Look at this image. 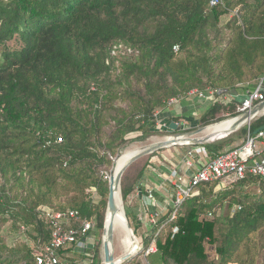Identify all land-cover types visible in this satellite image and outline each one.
Listing matches in <instances>:
<instances>
[{
	"label": "trees",
	"instance_id": "1",
	"mask_svg": "<svg viewBox=\"0 0 264 264\" xmlns=\"http://www.w3.org/2000/svg\"><path fill=\"white\" fill-rule=\"evenodd\" d=\"M210 1L0 0V264H37L35 251L51 241L44 208L76 211L95 224L88 237L99 235L85 248L60 250L59 264H103L110 172L130 137L159 129L172 98L257 89L264 0L213 8ZM240 101L211 105L199 123L221 122L222 111L237 117ZM261 128L264 116L242 134ZM233 143L201 147L213 160L241 145ZM155 155L134 177L123 176L125 204L154 170ZM220 182L200 185L166 234L157 235L173 210L159 219L151 234L161 264H264V179ZM222 208L227 215L213 217ZM139 214L131 227L146 250L152 235L144 238Z\"/></svg>",
	"mask_w": 264,
	"mask_h": 264
},
{
	"label": "built area",
	"instance_id": "2",
	"mask_svg": "<svg viewBox=\"0 0 264 264\" xmlns=\"http://www.w3.org/2000/svg\"><path fill=\"white\" fill-rule=\"evenodd\" d=\"M223 5V0H211L209 7H218ZM239 96L232 93H221L215 90H208L205 93L193 91L188 95L187 99L172 98L168 102V107L177 106L182 100L191 99V101H205L211 104L221 103L227 104L235 101ZM264 102V80H261L257 89L253 93L243 96L239 104L241 113L251 109L256 104ZM159 126L163 125L160 117H158ZM177 126H181L178 122H174ZM181 127H185L182 125ZM169 129V127H165ZM264 130L252 134L250 131L246 135L242 144L231 151L225 152L213 160H207L205 150L199 146L196 149L188 150L183 154L181 163L163 172L160 170V185L146 186V198L150 203L155 204L156 193L166 188L173 190L167 205V212L162 214L156 212L150 214L147 206L141 215V223L143 219H147L151 226L150 231L144 227V238L152 235L149 247L144 250L145 257L153 255L157 252L156 238L153 237L151 231L157 226L161 217L165 216L169 209L173 210L168 223L163 224L157 235L166 234L169 222L176 217L180 207L188 201L194 194L196 189L205 183L215 181L228 180L229 184L236 183L244 179L247 175L260 177L264 179ZM108 177H106L107 179ZM137 195H141V191ZM43 215L49 230L51 232V241L41 252L36 254L37 264H59V251L77 243L79 248H85L91 243L90 233L95 230V224L92 220H86L80 217L76 211L56 212L50 209H42ZM211 216V214H210ZM144 217V218H143ZM178 228H172V234L178 233ZM83 239L84 243L80 242ZM140 243V241H139ZM141 247V245H140ZM207 251L210 259L216 258V250L212 245H207ZM92 264V262L90 263Z\"/></svg>",
	"mask_w": 264,
	"mask_h": 264
},
{
	"label": "rangeland",
	"instance_id": "3",
	"mask_svg": "<svg viewBox=\"0 0 264 264\" xmlns=\"http://www.w3.org/2000/svg\"><path fill=\"white\" fill-rule=\"evenodd\" d=\"M228 19H229L228 17H225L224 18V21L226 22ZM208 104L210 106L212 105L211 102L208 103ZM208 109L209 108L207 107V110ZM204 110H206V108ZM226 114H227L226 112L222 111V112H220L217 115V118L218 119H222L221 122L231 119L228 116V114L227 115ZM198 115H199V113H198ZM193 118H195L194 119L195 120V123H193V124H190L189 123L188 126H186V127L179 126L178 127V131H176V132H170L169 129H166L165 128L166 126L165 127L159 126V129L155 130L152 134H150L145 139H141L140 140L139 138H137L138 135H132L130 137L129 143L123 148V150L118 155H120V154H122V153H124V152H126L128 150H134V149H137V148L140 149L142 147L148 146V145H150L152 143H155V142H158L160 140L161 141L162 140H165L166 138L172 137L176 133L194 132V131H197V130H199L201 128L209 127V126H212V125L221 123V122H215L214 121L213 124H210L208 126H203V125H201L199 123V120L201 118L200 115L198 117H193ZM178 121H180V120L178 119ZM245 127H243V128H245ZM242 129H240L239 131H237V132H235L233 134H230L229 136H227V137H225V138H223L221 140H217L215 142H220V141L227 140V139H233V142H234L233 143V146L234 147L237 146V145H240V144H242V142L245 139L244 134H242ZM196 137H199V136L197 135ZM200 146H202V145H200ZM198 147L199 146H175V147H172V148L160 150L159 152L154 153L156 155H155V157L151 161V162H153L155 164V165L153 164V168L154 169L156 168V170H158L160 172V168H164V166L160 165V163L161 164H166L167 161H173V160L177 162V158H178V161H180V158L178 157V154L181 155V158H182V155L185 152H187L188 150H191L192 148L193 149H196ZM147 157L148 156H146V157H144V158L136 161L135 163H133L127 169V171L125 172V174H127L129 176V178H132L135 175H137V173L143 168L144 164L146 163V161H147L146 158ZM114 166H115V163L113 164V167H112L111 171L114 169ZM156 170H153L152 169L151 171H148L147 170L145 172V174H146L145 175L146 176L145 177L146 180L144 182L142 181V184L140 185V188H137L132 193V195L130 196L129 201L127 202V204H125L124 201H123V199H122L125 212L127 211L128 221H129L130 225L133 226V227L135 226V224L137 225V223H139L137 221V215H136L137 212H139V213L141 212V215H142L143 214V210L142 209H143V206L145 205V203L143 204V200H142L143 197H141L142 194H141V196H139V195H137L138 192H140V191H141V193L144 192V196H145V194H146V186L151 185L149 181H151L154 184L153 186H156V187H158L160 185V183H161L158 175H156L158 173ZM110 174H111V172H110ZM147 180H149V181H147ZM229 183H230V181H228V180H222L220 182V185H221L222 188H224L225 186L229 185ZM170 190H171V192H173L172 189H170ZM167 205H168V202H167ZM126 206H127V210H126ZM227 213H228V210L226 208L225 209L224 208L218 209L216 211V214L213 215V217L214 216H222V215L225 216V215H227ZM141 215L139 214V216H138V219H139L140 223H141ZM141 224L143 226H147L146 229L148 231H150L151 226L149 225V222H148L147 219H143V222ZM94 232H96V231H94ZM101 237L100 238L102 239V244H103V234H102ZM98 238H99V235L98 234L92 235L91 236V243H95L96 241H98ZM128 240L127 239H125V240L122 239L120 241H117L116 240L114 242V252H113L114 260H118L119 258H121L122 256H124L125 254H127L129 252L131 245H130V243H129ZM140 245H141L140 248L142 249V242H140ZM101 249H102V254L101 255L103 256V247ZM38 252L39 251H35V254H38ZM142 252L138 253L133 258H137L142 264H146V261H149L151 264H161V261H160L158 255H152L149 258H145V255H142Z\"/></svg>",
	"mask_w": 264,
	"mask_h": 264
},
{
	"label": "water",
	"instance_id": "4",
	"mask_svg": "<svg viewBox=\"0 0 264 264\" xmlns=\"http://www.w3.org/2000/svg\"><path fill=\"white\" fill-rule=\"evenodd\" d=\"M262 116H264V102L256 104L254 107L241 113L237 117L231 118V119L237 120V122L233 126L232 133L230 134H233L239 131L245 126L250 128L252 122L261 118ZM168 127L171 131H178V126L174 122L170 123ZM206 128L207 127H204L194 132L176 133L175 135L172 136V139L170 140L155 142L148 146L140 148L139 151H137L133 156H131V158L126 162V164L117 173H115V166H114V169L111 171L110 178H109V184H110L109 185V198H108V204H107L105 225H104V230H103L104 264H124L130 259H132L133 257H135L138 253L143 251L141 248H139L138 251H134L132 254L125 255V256H122L118 260H114L112 252L110 251L107 244L104 242V239L106 236H108L107 238H109V240L113 239L114 225L112 222H110V220L115 216V214L118 211L114 195H115L116 190H119L121 193V183H122L123 176L125 172L127 171V169L136 161L146 156L152 155L156 152H159L160 150H163V149H168V148H172L175 146H200V145L214 143L215 141L209 142L208 139L206 138L196 137L201 132H203ZM261 130H264V128H261L259 131ZM259 131H257L256 133H258ZM181 138L184 140H180ZM119 156L120 155H117L115 160ZM115 160H114V163H115ZM121 198H122V194H121ZM122 204H123V201H122ZM123 209H124V206H123ZM123 219L126 223L128 237L130 241L135 242L136 246H138L137 237L135 236L134 231L128 221L125 209H124ZM108 221H109V224H108Z\"/></svg>",
	"mask_w": 264,
	"mask_h": 264
},
{
	"label": "crops",
	"instance_id": "5",
	"mask_svg": "<svg viewBox=\"0 0 264 264\" xmlns=\"http://www.w3.org/2000/svg\"><path fill=\"white\" fill-rule=\"evenodd\" d=\"M239 98L243 99V96H239ZM206 103L208 104L209 102L199 101V100L191 101V99L182 100L179 105L170 106L164 113H161L160 120L163 125L165 124L166 127H168L169 124L172 122H178L181 126L184 125L186 127L188 126L189 123L190 124L195 123V120H194L195 118L193 117H198L199 115L202 116L204 113H206L207 107L208 108L210 107V105L209 104L207 105ZM205 108L206 110H204ZM174 118L176 119L174 120ZM178 119L180 121H178ZM263 155H264V148H263ZM178 157L180 158V161H178V158H177V162L173 160V161H167L166 164L160 163V165L164 166V168H160V170H163V172H165L166 170L172 168L173 166L180 164L181 159L183 158V155L181 158V155L178 154ZM154 170H156V168ZM156 171L158 172V170ZM156 175H158L159 177V172ZM149 182L151 185H154L151 181ZM170 194H171L170 188H166L163 191H159L156 194L157 202L155 204L148 202L146 196H144L143 194L142 196L141 195L139 196L143 197L142 198L143 204L145 203L150 214H154L156 212L158 213L161 212L162 214H165L167 212V201H169L170 199V196H171ZM145 205L143 206L142 210L145 209L144 208ZM140 215H141V212H140Z\"/></svg>",
	"mask_w": 264,
	"mask_h": 264
},
{
	"label": "bare ground",
	"instance_id": "6",
	"mask_svg": "<svg viewBox=\"0 0 264 264\" xmlns=\"http://www.w3.org/2000/svg\"><path fill=\"white\" fill-rule=\"evenodd\" d=\"M236 122L237 120L230 119V120H226L221 123L209 126L203 132H201L198 136L199 138L208 139L209 142L217 141L219 139L225 138L228 135H230V133H232V128L236 124ZM170 139H172V137L166 138L165 140H170ZM180 140H184V139L181 138ZM137 151H139V148L134 149V150H128L120 154V156L115 160V173H117L126 164V162L131 158V156H133ZM114 196H115V201H116V206H117L118 211L115 214V216L110 220V222H112L114 225L113 239L109 240V238H107L108 236H106L104 239V242L109 247L110 251L112 252V255L114 252V242L116 240L120 241L122 239L124 240L129 239L126 223L123 219L124 209H123L120 191L116 190ZM108 224H109V221H108ZM128 241L131 247H130L129 252L125 255L132 254L134 251H138V249L140 248L138 239H137L138 246H136L135 242H131L130 239Z\"/></svg>",
	"mask_w": 264,
	"mask_h": 264
}]
</instances>
